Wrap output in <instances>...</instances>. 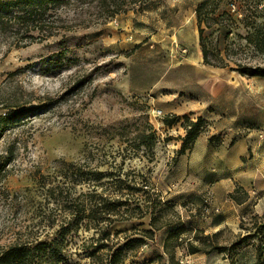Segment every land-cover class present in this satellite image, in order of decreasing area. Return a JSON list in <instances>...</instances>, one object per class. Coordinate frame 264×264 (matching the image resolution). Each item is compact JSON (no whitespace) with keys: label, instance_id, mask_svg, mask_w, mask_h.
I'll use <instances>...</instances> for the list:
<instances>
[{"label":"rangeland","instance_id":"374dc122","mask_svg":"<svg viewBox=\"0 0 264 264\" xmlns=\"http://www.w3.org/2000/svg\"><path fill=\"white\" fill-rule=\"evenodd\" d=\"M203 1L149 0L111 18L97 2H76L53 13L51 23L33 32V39L0 29V116L23 113L0 140V153L14 146L16 156L0 178V252L17 243L52 239L71 217L75 200L88 202L87 194L98 183L66 178L64 163H73L82 172L108 176L96 193L119 198L108 181L128 175L132 185L146 179L148 189L173 207L158 222L172 225L156 231L125 264H148L159 255L165 259L154 264H168L164 242L180 225L189 232L176 249L174 264H264V79L231 70L239 64L264 66V53L245 39L264 24V0L219 3L211 16L225 11L236 22L228 41L217 24L203 26L226 59L225 68L206 65L196 45V9ZM215 108L239 118L240 124L210 138L212 149L200 169L193 160L197 152L189 151L193 146L179 154L186 136L182 124L186 117L196 122ZM171 109L187 114L167 112ZM157 110L162 116H156ZM165 118L174 125L164 124ZM148 124L158 137L153 146L139 138ZM211 125L204 120L201 134L209 133ZM241 137L249 150L243 144L233 147ZM44 176L43 188L39 181ZM233 193L238 201L230 198ZM132 213L102 225L112 234L110 245L125 241L121 232L151 229L149 215L140 218L136 210L130 218ZM76 230L67 240L71 261L98 264L83 254L96 235L95 223L85 219ZM197 230L215 235L221 246L257 236L235 256L189 254L188 242L198 244Z\"/></svg>","mask_w":264,"mask_h":264},{"label":"trees","instance_id":"16d2710c","mask_svg":"<svg viewBox=\"0 0 264 264\" xmlns=\"http://www.w3.org/2000/svg\"><path fill=\"white\" fill-rule=\"evenodd\" d=\"M149 0H0V29L10 31L33 39V32L47 27L51 23L53 13L59 9L75 4L76 2H97L99 3L102 13L106 17H115L117 14L124 12L128 7L139 5L141 8L143 4ZM223 0H204L196 9V16L199 31V44L202 50L204 63L213 67L225 68L229 65L225 63L226 59L221 57V51L218 49V44L212 45L208 41V36L205 35V25L207 29H212L214 24L218 25L217 31L219 35L228 41L233 34L236 22L231 15L224 11L218 18L211 16L215 14L219 8V3ZM227 15V16H225ZM248 18L245 15L244 20ZM248 44L254 45L258 51L264 53V24L257 27L254 33H250L245 37ZM218 42V41H217ZM211 58H220V62L213 63ZM231 70L239 72L242 76L261 77L264 78V66L251 67L248 65H237L236 68L231 67ZM22 112H9L0 116V140L3 134L12 127L17 120L22 116ZM186 124L182 126L186 130V136L183 138V145L179 154L185 153L192 148L195 141L201 134L204 120L199 118L196 122L190 121L189 117L185 118ZM164 124L171 127L174 125V120L165 118ZM144 132L139 135L141 144H145L147 140L152 143L158 140L156 132L150 124L145 126ZM191 144V147L189 145ZM15 147L11 146L6 153H0V178L5 174L6 168L15 159ZM64 176L71 179L73 183L80 184L82 182H96L98 183L89 195L88 202L82 201L78 203L75 200V209H72L70 218L64 219L59 225V228L54 233L52 239H38L31 243L23 242L11 245L0 252V264H75L71 261L70 252L68 249V237L75 233L79 225L85 219L92 221L96 226V235L91 237L92 244L89 247L84 245L83 254L86 258L98 264H125L126 261L133 256H137L138 250L143 248L148 240H153L155 233L165 226L172 225L171 221L163 222L158 225V222L166 215L169 210L173 211L170 203L163 202L159 194L152 193L148 189V182L146 179L143 185H133L126 179L114 178L109 184L115 186V191L120 194L119 198L112 196H105L103 193H96V188L102 184V180L108 176L99 171L82 172L79 167L73 163H64ZM92 174L94 179L87 177ZM111 177V175H110ZM85 178V179H84ZM47 176L41 178L40 186L43 188L47 186ZM108 184V183H107ZM239 189V188H238ZM236 189V190H238ZM54 191V188H53ZM127 191V192H126ZM237 192V191H236ZM138 194H141L138 196ZM137 195V197H135ZM231 199H236L234 193L230 195ZM244 201L238 204L244 203ZM135 205L134 208L131 206ZM136 210L140 213L142 218L149 215L151 218V229L135 230L133 234L127 235L126 231L121 232L126 234L124 242H112V234L103 228L102 225L109 226L119 219H114L113 216L133 211L130 218L134 216ZM128 218V219H130ZM126 220V219H120ZM77 227V228H76ZM264 227V226H263ZM76 228V229H75ZM189 230L185 225H180L177 228L171 229L164 242L165 256L168 257V264L176 262V249L184 241V234ZM116 234H120L117 232ZM196 241L198 244L189 241L187 250L189 254L205 253L211 254L217 251L222 254L235 256L237 249L248 239L256 237V233L247 235L238 241L232 243L231 246H221L214 240L215 235H203L204 231L197 230L195 232ZM201 234L202 237L199 235ZM98 235V236H97ZM92 248V249H91ZM100 255V252H104ZM132 253L134 255H132ZM164 255H159L150 260L148 264H154L156 261L164 260ZM161 264V263H158ZM166 264V263H165Z\"/></svg>","mask_w":264,"mask_h":264},{"label":"crops","instance_id":"0c3cea01","mask_svg":"<svg viewBox=\"0 0 264 264\" xmlns=\"http://www.w3.org/2000/svg\"><path fill=\"white\" fill-rule=\"evenodd\" d=\"M195 38H196L195 39L196 45L200 46V44H199V35L196 34ZM262 79H264V78H262ZM167 112H172L174 114H179V115L181 114L183 116H185L187 114V111H183V112L181 111V113H179V112L176 111V109L167 110ZM201 117L205 121H208V123L212 124L210 126L211 130H209V133L206 132V133L200 134V136L195 141V143L193 145V148L189 150L190 152H193V153L197 152V154L194 155V159L193 160L197 161V163H198L197 165L201 166V167L199 166L200 169L205 167V164L203 163L205 157H203V156L206 155L207 152H210L211 149H212V146L210 144V138L213 137V136H219V135L223 134V130L227 126H231L233 128V127H235V126L240 124V119L239 118L236 119L235 117L231 116L230 114L228 115V113H226L225 111H220V109H218V108H215V111L214 112H210L209 115H207V116L202 115ZM240 144H243V145H240ZM236 145L243 146L245 148V151L249 150L248 141L246 139H244L243 137H241L239 139H236V141L233 144V147H235ZM244 145H246V146H244ZM202 158H203V160H202ZM217 180H218V178H217ZM250 181H249V183H250ZM178 198H179V196H178ZM175 200L176 199H171V201L174 202V203L176 202Z\"/></svg>","mask_w":264,"mask_h":264},{"label":"built area","instance_id":"2783aa9c","mask_svg":"<svg viewBox=\"0 0 264 264\" xmlns=\"http://www.w3.org/2000/svg\"><path fill=\"white\" fill-rule=\"evenodd\" d=\"M155 112H156V114H157L156 116H158V117H159V116H162V111H161V110H157V111H155Z\"/></svg>","mask_w":264,"mask_h":264}]
</instances>
